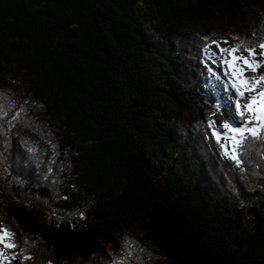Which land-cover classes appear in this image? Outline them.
<instances>
[{
    "label": "trees",
    "instance_id": "1",
    "mask_svg": "<svg viewBox=\"0 0 264 264\" xmlns=\"http://www.w3.org/2000/svg\"><path fill=\"white\" fill-rule=\"evenodd\" d=\"M212 41H264V0H0L8 264H264V139L213 135Z\"/></svg>",
    "mask_w": 264,
    "mask_h": 264
},
{
    "label": "snow or ice",
    "instance_id": "2",
    "mask_svg": "<svg viewBox=\"0 0 264 264\" xmlns=\"http://www.w3.org/2000/svg\"><path fill=\"white\" fill-rule=\"evenodd\" d=\"M224 43H227V41H224ZM212 44L217 45L219 54L211 52L209 50L210 46L206 47L204 52L208 59L212 60V63L223 66L224 76L227 77L225 83L228 85L229 90L235 91L237 97L235 108L239 116L245 118L244 126L233 127L229 123H224L222 127L225 129L226 134L221 136L220 133L214 132L213 135L218 141L221 139L226 141L222 145L225 155L239 163V157L249 137L253 140L264 139V88H261L258 92L256 91L257 87L264 84V73L258 77L245 76L246 71L255 73L259 68L264 67V41L256 47L247 45L244 42L237 43L230 48H220L217 41H212ZM257 48L261 50L259 53H257ZM243 52H247L248 55L244 56ZM257 55L261 59L258 60ZM209 71L211 72L212 69H209ZM215 75L216 73L213 72V76ZM12 235L8 231L0 235V243H4L5 248L16 247L14 243L5 239ZM0 258H3L5 264H8L7 257L2 251H0Z\"/></svg>",
    "mask_w": 264,
    "mask_h": 264
},
{
    "label": "rangeland",
    "instance_id": "3",
    "mask_svg": "<svg viewBox=\"0 0 264 264\" xmlns=\"http://www.w3.org/2000/svg\"><path fill=\"white\" fill-rule=\"evenodd\" d=\"M253 11V10H252ZM221 24H224L223 21H221ZM185 30L183 29L180 33H183ZM179 38V37H178ZM182 43V42H180ZM183 44V43H182ZM220 48H230L231 46L226 45V44H219ZM257 53H259L261 50L258 48L256 49ZM211 52H216L217 54H219V48L217 47V45H214L210 48ZM240 54V53H238ZM244 56H247L248 53H242ZM257 59H261V57L259 55H257ZM209 67L212 69V71H207L205 69V67H203V76H204V81L203 83L205 84V86L207 87V89H209L210 91L213 92V95L210 96V98L212 99V101L214 102V115L212 116V120H213V126L215 128V132H218L221 134V136L225 135V129H223L222 125L224 124L223 120H227L230 122H233L234 124H239L240 120V126H244L245 123V118H242L239 116L238 112L232 110V106L235 107V103H233L232 101H235L237 99L235 91L233 90L232 93L227 92L226 90L228 89V85L225 83V81L227 80V77L224 76V68L222 65H218V64H214L212 63V60H208L207 61ZM264 70V67H261L257 70V72L253 73L251 71H246L245 72V76L247 77H258V74H262V72ZM209 72V73H208ZM213 72L216 73L215 76H213ZM231 74V73H230ZM261 88L264 87H257L256 91L258 92L259 90H261ZM18 90L22 91L21 87H17ZM231 92V90H230ZM247 97V95H246ZM242 108H243V104H242ZM233 112H235V114L237 115H233ZM239 117V118H238ZM235 120V121H234ZM221 141L224 143H226V141H224L223 139H221ZM1 232V230H0ZM1 249L2 252L5 253V255L7 254V248H5L4 243L1 244ZM0 264H4V259L0 258Z\"/></svg>",
    "mask_w": 264,
    "mask_h": 264
},
{
    "label": "bare ground",
    "instance_id": "4",
    "mask_svg": "<svg viewBox=\"0 0 264 264\" xmlns=\"http://www.w3.org/2000/svg\"><path fill=\"white\" fill-rule=\"evenodd\" d=\"M246 95H247V93H246ZM235 121V120H234Z\"/></svg>",
    "mask_w": 264,
    "mask_h": 264
}]
</instances>
